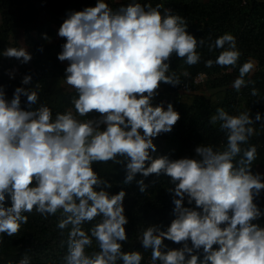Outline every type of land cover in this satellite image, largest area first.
I'll return each instance as SVG.
<instances>
[{"label":"clouds","instance_id":"obj_1","mask_svg":"<svg viewBox=\"0 0 264 264\" xmlns=\"http://www.w3.org/2000/svg\"><path fill=\"white\" fill-rule=\"evenodd\" d=\"M188 28L185 17L160 3L129 0L113 8L95 0L94 6L66 11L57 30L65 41L57 60L67 62L63 79L76 92L72 108L53 116L39 103V83L28 87L31 72L11 98L0 85V246L35 212L56 216L57 229L68 230L61 241L63 264H142L149 251V264H264V227L258 223L264 218V173L253 171L258 144L250 143L258 135L256 123L264 129L260 112L253 119L250 109L232 114L218 107L208 123L224 133L221 147L200 143L191 156L177 159L153 155V141L171 133L181 118L171 102H156L161 85L181 84L170 68L173 57L191 67L201 62L198 49H219L204 66L236 68L242 55L231 33L206 42ZM41 38L50 41L47 34ZM0 57L19 65L33 60L25 46L6 47ZM257 65L250 58L239 66L231 85L236 92L253 85L250 94L259 95L255 81L246 79ZM17 71L9 70V79ZM109 162L124 173V187L115 194L109 179L94 170ZM149 176L155 179L145 183ZM161 177L171 185L166 194L173 219L167 227L148 223L139 236L143 251H125L126 189L135 184L144 194ZM86 224L92 227L85 230ZM93 241L95 249L88 251ZM14 264L32 262L24 254Z\"/></svg>","mask_w":264,"mask_h":264},{"label":"trees","instance_id":"obj_2","mask_svg":"<svg viewBox=\"0 0 264 264\" xmlns=\"http://www.w3.org/2000/svg\"><path fill=\"white\" fill-rule=\"evenodd\" d=\"M40 2L46 11L42 16L35 3ZM111 7L116 8L126 4L129 0H107ZM141 3L150 2L153 6L160 3L174 12L185 17L188 21V32L197 39L209 37L214 41L224 33H231L236 37L237 47L242 55L236 68L220 67L211 68L204 66V61L215 60L221 50L213 49L209 52L207 47L198 49L201 53V62L189 67L183 60L173 57L170 68L180 76L181 84L173 88L161 85L156 102L164 100L171 102L174 109L179 112L180 120L171 133L162 134L153 143L156 145L157 155H169L172 159L191 156L196 145L203 143L221 147L226 138L219 131L218 125L208 123L211 115L215 114L218 107H223L232 114L250 109L254 114L260 112L264 118V0H140ZM95 0H0V51L8 45L10 34L14 30L23 33L24 42L33 55V60L19 68L17 77L7 79L8 65L0 57V85L6 87L8 98L16 87L21 86L20 80L24 74L34 73L33 84L28 87L40 85V101L49 107L53 116L72 108L71 100L76 96L74 89L64 90L62 86L65 67L57 60L61 51L63 38L56 37L51 43L52 50L46 52L45 42L41 34L49 28V24H58L63 21L68 10L80 11L86 6H94ZM43 46V52L37 49ZM258 61L255 71L246 77L255 81L254 87L259 95L250 94L253 85L242 89L239 93L232 88V82L239 75V66L248 59ZM187 71L188 77L180 75ZM198 74H204L206 79L203 84L194 85L193 79ZM221 92V97L214 98L213 94ZM26 98H22V104ZM260 100L258 103L257 101ZM39 106V105H37ZM258 135L250 139V143L258 144V159L254 162L253 171L264 173V129L256 123ZM94 170L112 183L113 194L119 187H124L122 182L124 173L119 165L111 162L108 164L94 165ZM261 170V171H260ZM139 175L137 179H141ZM155 179L149 176L145 183ZM171 187L166 177H161L159 182L148 189L144 194L139 193L135 184L126 189L128 196L125 199V215L129 223L125 226L128 241L124 245L125 251L140 250L139 244L141 230L148 223H162L165 227L171 219V197L166 190ZM187 206V205H186ZM259 206L264 208V194ZM59 216V213H57ZM56 216L48 219L42 218L33 212L29 214L28 223L21 228L18 235L4 237V244L0 246V264H9L18 260L24 254L31 258L32 264H63L62 257L66 254V245L61 246V241H66L68 230L56 227ZM264 227V218L258 221ZM92 224L84 225L88 230ZM169 247L176 248L170 241H164ZM95 249V241L93 248ZM150 251L144 252L142 264H149Z\"/></svg>","mask_w":264,"mask_h":264},{"label":"rangeland","instance_id":"obj_3","mask_svg":"<svg viewBox=\"0 0 264 264\" xmlns=\"http://www.w3.org/2000/svg\"><path fill=\"white\" fill-rule=\"evenodd\" d=\"M0 23H1V19H0ZM58 24H55V23H51L49 24V28L46 29L45 32H43V34H47L49 37H50V41H44L45 42V50L46 52H50L52 50V45L51 43H53V41H55V38L58 37L57 36V30H58ZM20 47V46H25L27 47V45L25 44L24 42V37H23V33L19 30H14L10 36H9V39H8V45L7 47ZM28 48V47H27ZM3 58V57H2ZM3 60H5L6 64L9 66L7 71H6V76H7V79H9L8 75H7V72L13 68H17L18 71L15 75V78L17 77L18 73H19V68L21 66H24V65H19L18 62L14 59H8V58H3ZM64 67L67 66V62H60ZM14 78V79H15ZM9 80H13V79H9ZM62 86L64 88V90H72L73 88H71L70 86H68L65 82H64V79H63V82H62ZM214 98H219L221 97V92L220 91H217L213 94ZM261 171V170H260Z\"/></svg>","mask_w":264,"mask_h":264},{"label":"built area","instance_id":"obj_4","mask_svg":"<svg viewBox=\"0 0 264 264\" xmlns=\"http://www.w3.org/2000/svg\"><path fill=\"white\" fill-rule=\"evenodd\" d=\"M206 79V76L204 74H198L194 79L193 83L194 85H200L203 84ZM150 262V261H149Z\"/></svg>","mask_w":264,"mask_h":264},{"label":"water","instance_id":"obj_5","mask_svg":"<svg viewBox=\"0 0 264 264\" xmlns=\"http://www.w3.org/2000/svg\"><path fill=\"white\" fill-rule=\"evenodd\" d=\"M35 7L39 9V12L42 16H45L46 15V11L43 7H41V4L40 2H36L35 3Z\"/></svg>","mask_w":264,"mask_h":264}]
</instances>
